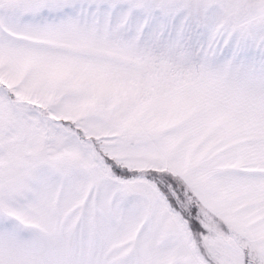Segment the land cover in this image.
Returning <instances> with one entry per match:
<instances>
[{"label": "snow or ice", "instance_id": "1", "mask_svg": "<svg viewBox=\"0 0 264 264\" xmlns=\"http://www.w3.org/2000/svg\"><path fill=\"white\" fill-rule=\"evenodd\" d=\"M0 264H264V0H0Z\"/></svg>", "mask_w": 264, "mask_h": 264}]
</instances>
